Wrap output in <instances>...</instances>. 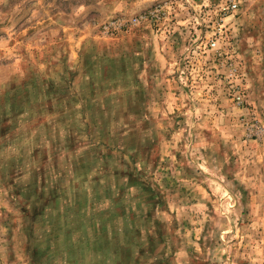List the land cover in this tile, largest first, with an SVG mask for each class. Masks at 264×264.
Listing matches in <instances>:
<instances>
[{
    "label": "rangeland",
    "instance_id": "obj_1",
    "mask_svg": "<svg viewBox=\"0 0 264 264\" xmlns=\"http://www.w3.org/2000/svg\"><path fill=\"white\" fill-rule=\"evenodd\" d=\"M0 264H264V0H0Z\"/></svg>",
    "mask_w": 264,
    "mask_h": 264
}]
</instances>
